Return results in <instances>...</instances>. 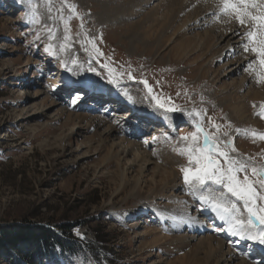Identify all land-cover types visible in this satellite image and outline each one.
I'll use <instances>...</instances> for the list:
<instances>
[{"label": "rangeland", "instance_id": "374dc122", "mask_svg": "<svg viewBox=\"0 0 264 264\" xmlns=\"http://www.w3.org/2000/svg\"><path fill=\"white\" fill-rule=\"evenodd\" d=\"M185 1L186 6L191 4L190 0ZM156 6L157 2L153 1L139 7L127 22L119 24L104 13L103 5L98 6L97 0H0V231L35 223L58 238L81 245L78 255L68 256L55 250V256L48 257L44 264L53 261L55 264H159L161 260L160 264H167V256L161 251H149L142 245L148 238L145 233L158 225L157 216L143 218L134 209L171 207V203L163 199L132 198L128 188L119 192L118 179L112 176L115 164L107 165L109 149L102 147L100 136H96L105 127L86 126L92 121L100 123L102 117L108 118L111 122L107 124L115 121L119 126L114 136L118 139L124 137V125L132 117L127 118L123 112L115 118L101 115L102 110L89 112V105L79 101L74 90L64 91L60 87L68 78H73L72 83L75 80L88 84L87 87L99 86L111 96L124 95L137 102L144 112L156 110L174 116L177 128L180 127L177 131L162 130L154 134L149 131L151 128H146L142 132H148L141 140L131 136L132 139L126 137V143L143 144L156 159L155 164L159 149H170L178 170L177 179L182 184L181 196L189 200L203 193L212 196L208 185L194 192L184 182L181 171L189 165L187 154L180 153L192 142L180 137L194 132L198 121L220 142L221 149L247 165L250 180L258 179L252 175L253 167L258 171L264 169V140L252 135H264V126L254 128L246 121L230 118L225 107L235 83L247 82L239 97L247 96L254 87L255 78H250V72L257 58L250 59L231 77L226 76L230 69L226 72L221 69L229 62L227 57H210L208 48L201 47L198 33L212 31V23L224 15L221 10V14L209 12L214 6L197 8L196 13L205 17L202 27L185 28L175 44L164 48L156 38L142 43L139 41L142 36L131 42L132 35L125 26L143 23ZM195 8L191 4V9H187L192 17ZM253 9L259 15L264 13L258 6ZM164 12V9L159 11V18ZM228 17L236 19L234 13ZM180 24L178 20L176 26ZM173 27L169 35L175 32ZM243 35L237 40L246 39ZM183 42L188 52L186 48L173 49ZM209 47L213 48L212 42ZM243 47L239 43L233 56L235 60L231 62L235 67L244 55ZM46 48L50 51H45ZM66 66L73 71H67ZM89 66L95 71H89ZM109 68L113 70L111 78ZM144 80L152 89L151 94L141 83ZM26 88L34 91L35 96H25ZM153 97L160 99L165 108L175 105L177 111L168 113L159 108ZM249 109L253 112L251 117L264 124L260 115L264 107L256 103ZM68 113L89 119L81 125L76 121L67 123ZM213 123L220 126L219 131L212 127ZM75 125L78 130L73 131L71 127ZM133 133L135 137L139 134L136 130ZM203 143L201 135L198 144ZM225 144L229 147L224 148ZM220 160L224 164V158ZM149 171V176H154V165ZM238 175L242 179L244 173ZM255 186L259 191L260 185ZM229 198L247 216L241 203ZM67 227L70 229L66 230ZM17 237L16 243L21 238ZM13 243H8L7 255L0 251V264H24L18 256L26 253L25 246L22 242L16 246ZM90 249L97 253L91 254ZM238 259L236 263L244 257Z\"/></svg>", "mask_w": 264, "mask_h": 264}, {"label": "bare ground", "instance_id": "6f19581e", "mask_svg": "<svg viewBox=\"0 0 264 264\" xmlns=\"http://www.w3.org/2000/svg\"><path fill=\"white\" fill-rule=\"evenodd\" d=\"M97 1L98 6L100 4L103 5L104 13L108 17H112L115 22H120L119 24L124 23L125 21L127 22L134 15V10L139 7L147 6L153 1L157 2V6L150 11V15L143 23H132L125 26V29L129 30L132 35L131 42L137 41L136 39L139 36H142L139 40L142 41V43L151 42L156 38L159 39L161 46L164 48L172 43L175 44V40L180 37L185 28L192 27L196 30L197 28L202 27L201 23L205 17L196 13L197 8L214 6L209 12L212 10H214L212 12H217L218 14L223 12V0L218 2H214L213 0H190V3L196 7L193 17L192 12L187 10L188 7L191 9V4L186 6L185 0ZM116 3L121 4L115 5ZM256 4L260 9L264 10V0H256ZM240 7L242 8L243 6L240 5ZM162 9L165 10V14L159 18L158 14ZM248 11L254 15H259V12L251 7ZM228 16L229 15L221 14L222 19H218L212 23V31H206L204 34L198 33L201 47L208 48L209 53L207 54H209L210 57L218 59H224L227 57L229 62L225 64V68L223 67L221 69L225 72L227 69H230L226 76L231 77L238 74L242 67L250 62V59L257 58V63L252 70L253 72L251 71L252 74L250 72L252 77L249 76L250 78H255V80H253L254 87L249 89L247 96L241 95V97H239V93L244 87H246L247 82L246 80L241 81L240 84L234 82L235 84L232 88L233 93L229 96L230 98L226 102L227 104L225 107H228V115L230 118L237 119L241 122L246 121L253 125L254 128L256 126L262 127L264 124L251 117L253 112L250 111L251 109L249 108L252 104L256 103L259 104V106L264 105V81L259 79L260 75L264 74V68L259 64V57L257 54L251 51L252 47L257 45L249 43V38L246 35L247 31L256 32L257 40H259L261 38L259 35V29L255 26V22L248 20L247 18L246 24L241 25L238 20ZM178 20L181 21V24L176 26ZM173 26H175V32L169 35L171 29H174ZM213 33H217L218 35L214 36ZM243 34H245L246 39L241 38L237 40ZM211 42L213 43V48L210 49L209 46ZM184 43L185 42L182 44L178 43L179 48H175L174 46L173 49L182 50L186 48ZM239 43L240 46L247 45L249 52L245 51L244 47L242 48L244 50V55L241 57L242 59L237 60V66L235 67V64L232 62L235 60H233V56L237 53L236 50ZM184 50L187 51L188 48ZM228 53L232 55L229 56ZM72 79L73 78H69L66 80L65 85ZM73 81L78 83L75 80ZM93 86L94 85L88 87L89 92L100 88L99 86ZM30 95L34 97V91L26 88L25 96ZM125 100L131 105L129 106L131 110L135 109L137 113L144 115L145 120H150V125L155 126V123L158 122L156 118H159V121L165 127V133H167L166 131L170 132L175 129L174 126L176 125V120H174V116H168L156 110L152 113L144 112V110L140 109L138 104H136L137 102L131 103L128 97ZM117 103L119 102L117 101ZM66 116H68L67 123L76 121L79 125L89 119L79 114L73 116L71 113H68ZM153 116H156V118H153ZM147 117H151V119H147ZM127 118L124 120H127ZM107 122H111V120L102 117L100 123L92 121L91 123H87L86 126L105 127L101 133L99 129L96 132V136H100L99 143L102 147L107 146L109 149L107 165L110 163L115 164L112 176L117 177L118 179L120 186L118 191L123 192L128 188V195L132 198H147L148 200L163 199L164 201L167 200L171 203V207H159L155 205L154 207L157 209L153 206V208L144 206L142 209L139 206L135 207L134 210L139 211L143 218L144 216L150 217L151 214H155L158 218V225L151 227L150 230L145 233L144 236H148V238L145 241V244H142L143 247H146L149 251H161L167 256V258H165L167 264H261V262L259 263L251 259L249 256H245L243 261L236 263L239 260L238 257L243 256L242 253H240L242 248L241 241L243 239L227 234L226 230L229 227L228 223L222 221L216 211L211 210L210 202H201V196H195L196 198L194 197L193 200L192 198L189 200L188 198L181 196L180 191L182 189V184L179 183V180L177 179L178 170L174 165L173 156L169 154L170 149H167L166 147L159 149L157 164H155L154 161L156 159L144 149L143 144L141 146L135 142H128V147L123 148V145L128 144L126 143V137L132 135L131 133H133V131L136 130L137 133L141 134L143 129L154 128V133L156 134L161 131L158 127L159 125H156V127H149L143 124L136 125L135 121L132 122L131 119H129L127 120L126 125H124L126 128L123 130L124 137L117 139V137L114 138V136L117 135L118 130L116 128L119 126L115 121L111 124H107ZM101 123L103 124L101 125ZM71 128L73 131L78 130L76 125ZM152 165H154L155 170L154 176H149L150 166ZM202 195L209 197V200L211 199L209 194L203 193ZM232 198L235 200L234 197ZM139 224L140 223H134V225ZM228 240L230 242L233 241L235 244L226 243Z\"/></svg>", "mask_w": 264, "mask_h": 264}, {"label": "snow or ice", "instance_id": "6c2138e0", "mask_svg": "<svg viewBox=\"0 0 264 264\" xmlns=\"http://www.w3.org/2000/svg\"><path fill=\"white\" fill-rule=\"evenodd\" d=\"M239 5L243 7L241 8ZM250 7H257L256 0H235V2L234 0H223V13L225 15L234 13L241 25L246 24V18L255 22L261 38L257 40V33L253 31H247L246 35L249 38V43L257 45L252 47L251 51L257 54L259 64L264 68V13L254 15L248 11ZM244 50L248 51L247 45H244ZM45 51H50V49L46 48ZM97 54L102 55L98 50ZM72 63L76 64V61L73 60ZM66 70L73 71L67 66ZM89 71H95V69L89 66ZM112 71V69H108L110 78ZM259 79L264 81V74H261ZM110 82L114 81L110 79ZM141 83L148 88V92L151 94L152 89L148 87V82L144 80ZM83 86L81 85L82 88ZM153 99L156 100L157 106L166 112L174 113L177 111L175 105L165 108L160 99L156 97H153ZM260 115L264 117V111ZM212 127L219 131V125L213 123ZM201 135L204 138L202 146L198 144ZM252 135L254 138L264 140V135L256 133ZM180 139L192 142L191 146L180 153L181 155L187 154L188 157L189 166L181 169L184 182L194 192L202 190L205 185L209 186L212 192L211 199L209 200V197L201 195L200 200L201 202H210L211 210L216 211L219 218L228 223L227 234L264 245V203H258V201L264 202V169L258 171L253 167L251 170L252 175L258 179L257 181L250 180L247 165L230 156L228 151L221 149L219 147L220 142L206 132L199 121L195 124L194 132L182 136ZM228 147V144L224 145V148ZM231 151L234 152L235 148L233 147ZM220 157L224 158V164H221ZM239 173H244L242 179L239 177ZM256 183L260 185L259 191L255 186ZM229 196L242 203L243 210L247 213L246 218L243 216L241 208Z\"/></svg>", "mask_w": 264, "mask_h": 264}, {"label": "trees", "instance_id": "16d2710c", "mask_svg": "<svg viewBox=\"0 0 264 264\" xmlns=\"http://www.w3.org/2000/svg\"><path fill=\"white\" fill-rule=\"evenodd\" d=\"M69 229V227L66 228V230ZM9 231H13L15 234ZM18 231H21V233L24 234L19 235L17 233ZM17 236L21 238L19 239L20 242L18 241L16 243ZM2 240L4 241L3 244ZM11 241H14L12 244L13 246H16L21 242L25 246L26 253L19 254L18 256L24 264H44L46 260H48V257L51 259L55 256V253H53L55 250H57L59 254L65 253L68 256L78 255L81 251V245L77 242L73 243L67 239L58 238L53 232L46 228L44 229V227L35 223H30V225L26 224L23 227L16 226L10 230L3 229L0 231V251L2 250V253L5 251V255L8 254L6 247H8L7 245H10L8 243H11ZM90 252L91 254L97 253L94 249H90ZM51 264H55L54 261Z\"/></svg>", "mask_w": 264, "mask_h": 264}]
</instances>
